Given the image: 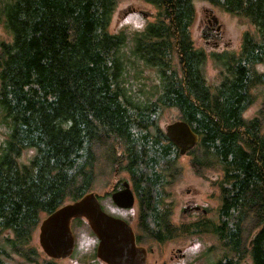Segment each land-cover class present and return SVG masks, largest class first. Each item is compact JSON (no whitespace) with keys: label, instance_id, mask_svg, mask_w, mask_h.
Returning <instances> with one entry per match:
<instances>
[{"label":"trees","instance_id":"trees-1","mask_svg":"<svg viewBox=\"0 0 264 264\" xmlns=\"http://www.w3.org/2000/svg\"><path fill=\"white\" fill-rule=\"evenodd\" d=\"M122 1L0 0V23L12 36L0 42V126L7 131L0 264L15 256L57 264L35 245L42 220L92 189L96 149L118 133L130 138L131 120L142 117L131 111L170 107L200 136L192 169L222 175L213 182L222 226L191 229L213 233L221 249L228 244L231 264L246 254L264 264V101L253 119L244 117L260 86L264 99V74L255 69L264 65V0H201L256 30L243 35L239 53L213 55L223 67L214 88L204 73L209 58L191 34L198 0H143L155 20L136 33H112ZM169 172L151 178L160 201L178 178Z\"/></svg>","mask_w":264,"mask_h":264},{"label":"rangeland","instance_id":"rangeland-1","mask_svg":"<svg viewBox=\"0 0 264 264\" xmlns=\"http://www.w3.org/2000/svg\"><path fill=\"white\" fill-rule=\"evenodd\" d=\"M195 5L197 16L192 26V39L195 47L205 52L209 58L206 62L204 73L208 85L214 88L223 80V67L213 58V55L239 53L243 35L245 33L256 34V30L248 19L226 13L224 10L211 6L201 0H198ZM156 13L157 11L153 6L145 3L143 0H124L120 3L113 16L110 31L117 34L142 31L149 23L155 20ZM11 39L10 33L0 23V42H9ZM255 69L258 74H264V65H258ZM151 73L153 74L154 72L151 71ZM152 76L154 77V75ZM147 77L148 82L153 85L154 82L150 78V75ZM261 90L260 86L253 92V103L244 114V117L248 120L253 119L257 115L263 104L264 99ZM179 115L176 108H165L161 119H159V125L165 128L167 124L179 120ZM6 138L7 131L4 127L0 126V146ZM192 158V154L180 156L172 163V166L180 172L177 176L178 178L173 181V184L166 187L170 193L169 197H162L160 201L158 193L153 187L152 180L148 187L145 184L148 190V194L145 197L146 203L158 208V214H161L163 218L166 217L168 219L166 220L167 222L174 221L175 219L179 220L182 216L184 218L183 209L190 205L193 207L201 206L207 209L209 213L207 215L201 213L199 218H197L198 215H195L191 217L190 221L202 220L200 217H204L207 222L214 221V223H221L219 220L221 207L219 182H221L222 176L220 168L213 169L212 167L213 171L211 169L210 171H206L207 173L202 176L203 179H200L195 175V169H190L192 167L191 164L189 166V163ZM139 169L142 170L145 176L149 174L144 170L143 165ZM94 173L95 178L90 192L101 195L110 189V175L120 173L121 176H127V173L123 170H118L117 166L115 168V166L111 167L105 163H102L100 166L96 165ZM218 180H220L218 185L214 184L213 186V182L215 183ZM72 225L77 237L74 252L71 257L58 260L57 264H102L103 262L99 263L95 256L98 238L91 230L88 222L85 219L77 223L72 221ZM38 234L39 228L35 237V245L38 251H42ZM179 246L182 249H188L189 253H196L207 248L210 251L213 246L219 247V243L216 236L213 237L210 233L203 231L197 233L194 229L183 228ZM216 253L221 254L222 251L216 248ZM243 260H246L248 264H252V260L247 254ZM23 262L25 260L22 257L15 256L14 260L9 261V264H23Z\"/></svg>","mask_w":264,"mask_h":264},{"label":"flooded vegetation","instance_id":"flooded-vegetation-1","mask_svg":"<svg viewBox=\"0 0 264 264\" xmlns=\"http://www.w3.org/2000/svg\"><path fill=\"white\" fill-rule=\"evenodd\" d=\"M133 97L135 98L137 95ZM146 97L157 98V96L150 95H146ZM164 110L131 111L130 113L142 115V117H135L131 120V129L126 131L130 132V138L123 137L122 134L118 133L115 138L111 139V143L96 149L97 165L100 166L105 163L109 166L113 165L115 168L117 166L118 170L125 171L127 176H121L120 173L110 175V189L103 195L94 193L106 213L123 220L133 231L136 246L146 251L145 264H231L229 245H223V249H221L217 237L220 248L213 246L210 251L207 248L196 253H189L188 249H182L179 246L183 228L199 229L204 226L220 228L222 226L221 223H214V221L207 222L204 217H200L202 220L190 221L191 217L195 215H198L197 218H199L201 213L204 215L209 214L207 209L200 206V209L197 210L195 207L199 206L188 205L183 209L184 218L182 216L179 220L175 219L167 222L162 220L161 214H158V208L146 203L145 197L148 190L145 184L148 187L154 175H157V177L161 174L170 175L169 171L172 174L179 175L180 171L173 167L172 163L180 156L192 154V150L195 148L189 150L185 155L179 153L177 145L167 135L168 125L172 123L167 124L165 128L159 125V119H161ZM84 152L86 155L87 145L84 147ZM193 162L197 164L191 159L189 166ZM142 165L144 170L149 173L147 176L139 169ZM206 173L201 171V174H197L195 170V175L200 179H203L202 176ZM126 185H128L134 196V205L130 208L119 207L112 200V195L115 192L124 190ZM71 226L76 237L73 225ZM210 235L215 236L213 233H210ZM251 245L252 242H250L249 247ZM97 246L95 256L96 260L101 263L103 261L96 255ZM216 248L220 249L222 253H216ZM102 264L106 263L103 262ZM238 264H248V262L241 260Z\"/></svg>","mask_w":264,"mask_h":264},{"label":"water","instance_id":"water-1","mask_svg":"<svg viewBox=\"0 0 264 264\" xmlns=\"http://www.w3.org/2000/svg\"><path fill=\"white\" fill-rule=\"evenodd\" d=\"M167 135L177 145L181 155L192 150L199 142L198 134L188 122L182 120L168 125ZM112 200L123 208L134 205V196L128 185L124 190L115 192ZM75 219H85L88 222L99 240L96 255L104 263L145 264L146 251L136 246L133 231L123 220L106 213L94 192L63 205L42 220L38 240L48 258L63 260L71 257L76 246L71 226Z\"/></svg>","mask_w":264,"mask_h":264}]
</instances>
